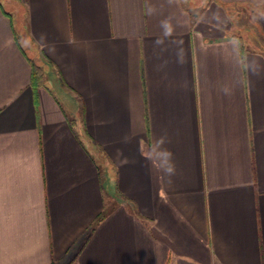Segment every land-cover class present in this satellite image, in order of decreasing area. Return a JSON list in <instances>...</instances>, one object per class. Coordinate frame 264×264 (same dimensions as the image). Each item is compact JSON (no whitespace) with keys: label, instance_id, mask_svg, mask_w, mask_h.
Instances as JSON below:
<instances>
[{"label":"crops","instance_id":"1","mask_svg":"<svg viewBox=\"0 0 264 264\" xmlns=\"http://www.w3.org/2000/svg\"><path fill=\"white\" fill-rule=\"evenodd\" d=\"M4 2L0 264H264V0Z\"/></svg>","mask_w":264,"mask_h":264},{"label":"clouds","instance_id":"2","mask_svg":"<svg viewBox=\"0 0 264 264\" xmlns=\"http://www.w3.org/2000/svg\"><path fill=\"white\" fill-rule=\"evenodd\" d=\"M164 28V36L169 37L172 35V29L171 26L167 23L163 24ZM157 45L162 44V39H157L155 41ZM165 143V139L161 137L159 140H157L154 144V147L152 149L154 153L153 163L155 165H162V171L171 176L175 173V164L173 162V153L168 150L167 148L163 147Z\"/></svg>","mask_w":264,"mask_h":264},{"label":"rangeland","instance_id":"3","mask_svg":"<svg viewBox=\"0 0 264 264\" xmlns=\"http://www.w3.org/2000/svg\"><path fill=\"white\" fill-rule=\"evenodd\" d=\"M0 1H2L3 4H4L5 6H7V4L4 2V0H0ZM251 30H254V26H252V24L247 23V22L244 24L243 27L240 28V33L242 34V36H243V41H244L245 43H246V42L249 43V41H250L251 38H252ZM42 65H43V67H44V69H45V70H44V80H46V83L49 84L47 80L49 79V77L51 78V70L49 69V66L45 63L44 60H42ZM58 92H59V94L61 95V97H63V93L61 92V90L58 89ZM63 100H64V103H65V99H64V98H63ZM65 104H67V103H65Z\"/></svg>","mask_w":264,"mask_h":264},{"label":"trees","instance_id":"4","mask_svg":"<svg viewBox=\"0 0 264 264\" xmlns=\"http://www.w3.org/2000/svg\"><path fill=\"white\" fill-rule=\"evenodd\" d=\"M31 84L32 85H37L44 80V67L41 63L31 60ZM103 216V214H99L98 217L96 218V223L99 221V219Z\"/></svg>","mask_w":264,"mask_h":264}]
</instances>
